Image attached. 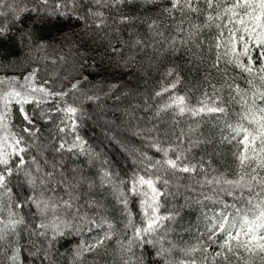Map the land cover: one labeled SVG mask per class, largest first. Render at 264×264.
<instances>
[{
	"label": "trees",
	"instance_id": "obj_1",
	"mask_svg": "<svg viewBox=\"0 0 264 264\" xmlns=\"http://www.w3.org/2000/svg\"><path fill=\"white\" fill-rule=\"evenodd\" d=\"M171 3L0 0V78L30 75L39 87L64 94L29 98L22 107L31 123L15 101L4 111L6 148L15 136L26 151L19 170L20 157L10 158L14 172L0 190V221L15 224L0 241V264H179L192 258L201 264L220 250L208 236L224 206L235 204L242 212L250 207L246 191L240 198L203 181L238 178L243 134L233 139L229 125L251 127L240 116L247 106L237 101L243 97L251 105L256 90L264 91V73L249 75L228 63L227 21L207 20L222 14L223 5L210 10L201 0L193 5L197 12L169 13ZM253 58L262 61L259 49ZM240 60L248 64L246 56ZM181 96L187 109L215 100L225 112L181 113L173 104ZM126 145L137 154L129 156ZM177 155L197 171L173 174L164 161ZM157 175L170 180L166 188L156 185L168 193L160 197L159 213L174 219L145 237L151 243H142L134 229L144 226L147 188L140 187L139 195L131 189L140 176ZM227 212L236 215L235 208ZM106 235L111 238L103 245L85 250ZM198 244L199 251L185 254ZM161 248L170 251L158 255ZM241 255L249 264H264L259 255ZM243 260L230 256V264Z\"/></svg>",
	"mask_w": 264,
	"mask_h": 264
},
{
	"label": "snow or ice",
	"instance_id": "obj_2",
	"mask_svg": "<svg viewBox=\"0 0 264 264\" xmlns=\"http://www.w3.org/2000/svg\"><path fill=\"white\" fill-rule=\"evenodd\" d=\"M201 0H172L171 8L165 9V11L171 13L173 10L187 8L192 12H197L199 9L194 7L195 4H199ZM203 3L207 5L210 10H217L223 5V13L217 11L216 15L209 14L207 20L209 22L216 19L226 20L227 23L223 25L228 31V37L225 44L228 45V49L224 52L225 56H231L232 59L228 60V63L235 64L241 71L252 75L253 73H264V62L261 63L259 68L255 67V62L252 60V51L259 49L260 58L264 61V0H203ZM218 28L221 25H216ZM224 33L221 32V36ZM247 38V39H246ZM237 44L242 45V50L237 51ZM221 44H217L219 49ZM246 56L248 58V64L245 65L240 57ZM220 56L217 57L219 62ZM26 80L30 77H26ZM259 79L264 81V75H259ZM4 81L0 80V84ZM248 83L251 85L252 80ZM75 87V85L73 86ZM175 87V84L171 85ZM231 87V85H229ZM31 93L41 92L45 95L62 96L61 93H51L43 86L31 87ZM168 91V89H164ZM235 91L240 94L241 89L239 86L236 87ZM30 94V93H28ZM28 94H22L17 91L14 87L10 91L3 92L0 95V100H3L5 108H7L10 100H15L18 105H21L20 112L24 113L22 105L29 103L27 98ZM161 93H157L160 95ZM34 99V98H33ZM257 101L264 102V91L257 89L253 94L251 105L247 99L241 98L237 103H242L247 106V111L240 114L241 120L246 121L251 127H245L240 124L236 127H229L234 133L233 139L243 134L240 143L243 145V151L239 154L238 160L241 168V172L237 179L230 180L224 177H213L203 181L208 185H223L220 190L227 192L228 195H233L235 192H239L240 198H244L245 191L248 193L246 198L247 204L250 206L247 211H243L237 208L235 204L225 205L224 210L218 214V218L214 219L209 229L208 240L211 244H217L219 251L211 254L209 257L205 255L201 264H216L218 259L223 260L224 264H230V256L234 257L237 261L243 260L241 253L249 254L251 256H260L264 258V106H257ZM173 104L179 107L181 113L185 111H191L193 115H199L202 113H223L225 108L215 106L216 101H212V106L202 102L203 106L197 109H187L185 105L184 97H175ZM172 105H168L171 107ZM70 113H75L76 109L69 107L67 109ZM24 119L31 123V118L24 113ZM4 117L0 115V128H7V124L3 122ZM24 131H29L27 128ZM14 144L9 147L12 151H6L5 145L8 137L0 138V190L7 189L8 179L13 175L14 169L10 166V158L15 155L20 157L19 163L16 165V170H19L25 163L23 160L22 153L26 151L23 147H18L22 143V139H16L12 137ZM63 147V145H61ZM165 156L168 155L167 150L164 151ZM183 159L182 155H177L175 159L168 158L164 161L167 168L172 171L180 173H195L197 166L182 164L180 161ZM253 164L255 166H253ZM250 169V172L248 171ZM33 186L35 185L34 180L29 181ZM170 183L169 179H166L163 175H157L155 179H145L140 176L134 183L131 191L134 194H141L140 187L146 186L147 191L142 193V208L144 211V226L142 228L137 227L134 229L135 239L140 242L145 241V237L157 233L163 228L165 221H171L174 219L173 215H161L159 209L162 206L160 203V197L167 196L166 191L157 188L156 185H163L165 188ZM259 188L260 191H254ZM256 197H260L259 200ZM211 199V197H206ZM67 205V202H66ZM21 205H17L20 207ZM47 207V205H45ZM235 208L236 215H231L227 212V209ZM19 221H17L18 223ZM3 226L0 227V241L5 239L7 235L6 229L14 227L15 224L12 222L5 223L0 221ZM222 236L223 239L217 241L216 237ZM111 237L106 235L94 244L89 245L85 250L92 251L101 245H103L106 239ZM163 239V238H161ZM131 244V241H130ZM200 244L188 249L185 254L191 255L200 250ZM170 251L169 249L161 248L158 255L163 256L165 252ZM207 253L208 249H203ZM167 264V262H166ZM179 264H197V260L192 258L191 260H181ZM243 264H249L248 260H243Z\"/></svg>",
	"mask_w": 264,
	"mask_h": 264
},
{
	"label": "rangeland",
	"instance_id": "obj_3",
	"mask_svg": "<svg viewBox=\"0 0 264 264\" xmlns=\"http://www.w3.org/2000/svg\"><path fill=\"white\" fill-rule=\"evenodd\" d=\"M241 50H242V48H241ZM252 60L255 62V67L257 65L261 64L262 62H264V61H258L257 58H253ZM26 77H30V79L26 80L25 79ZM0 80L4 81L3 84H0V95H2L3 92L10 91L11 88L14 87L17 91H20L22 94H28V93H30V94L27 95V98L28 99L29 98H33V97H40V98L43 97V94L44 93H41V92L31 93V91H30L31 87H39V86L34 83L32 77L30 75L23 76V77H20V78H0ZM12 101H15V100H10L9 103L12 102ZM5 109L6 108L4 106L3 100H0V115H2L3 117H4V111H5ZM122 112H123V116L122 117H125L124 116L125 115L124 114V111H122ZM5 136H7V137L9 136L8 133L6 132V129L0 128V138L5 137ZM12 142L13 143L11 145L14 144L13 139H12ZM6 144H7V142H6ZM124 148L126 149L125 151L128 150L129 156L132 153L137 154L136 151L135 150H132V147H130L128 145H126ZM6 149H12V148L11 147L6 148V145H5V150Z\"/></svg>",
	"mask_w": 264,
	"mask_h": 264
}]
</instances>
